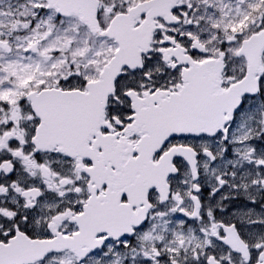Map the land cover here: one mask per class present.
Listing matches in <instances>:
<instances>
[{"label": "snow or ice", "instance_id": "1", "mask_svg": "<svg viewBox=\"0 0 264 264\" xmlns=\"http://www.w3.org/2000/svg\"><path fill=\"white\" fill-rule=\"evenodd\" d=\"M0 264H264V0H0Z\"/></svg>", "mask_w": 264, "mask_h": 264}]
</instances>
